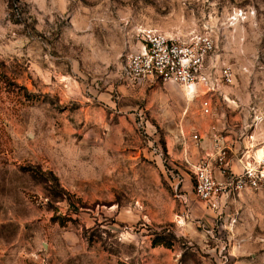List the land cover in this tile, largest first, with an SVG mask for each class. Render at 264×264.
Segmentation results:
<instances>
[{
    "label": "rangeland",
    "instance_id": "374dc122",
    "mask_svg": "<svg viewBox=\"0 0 264 264\" xmlns=\"http://www.w3.org/2000/svg\"><path fill=\"white\" fill-rule=\"evenodd\" d=\"M144 28L213 37L191 96L126 74ZM217 130L261 180L214 210ZM260 148L264 0H0V264H264Z\"/></svg>",
    "mask_w": 264,
    "mask_h": 264
},
{
    "label": "built area",
    "instance_id": "2783aa9c",
    "mask_svg": "<svg viewBox=\"0 0 264 264\" xmlns=\"http://www.w3.org/2000/svg\"><path fill=\"white\" fill-rule=\"evenodd\" d=\"M136 42L124 55V70L130 79L134 82L174 81L184 88L197 84L202 75L206 78L209 56L215 48L210 34L193 35L191 40H186L152 28L140 29ZM222 76L227 83L232 81L229 65L223 67ZM204 106L206 112H210L208 101ZM212 144L211 159L195 165V194L210 208L219 210L225 197L257 187L261 179L250 162H246L242 172L231 169L232 148L221 131L213 133Z\"/></svg>",
    "mask_w": 264,
    "mask_h": 264
},
{
    "label": "bare ground",
    "instance_id": "6f19581e",
    "mask_svg": "<svg viewBox=\"0 0 264 264\" xmlns=\"http://www.w3.org/2000/svg\"><path fill=\"white\" fill-rule=\"evenodd\" d=\"M196 89H197V84H192L191 86L184 88L188 96H191L196 91ZM263 156H264V149L260 148L256 150V157L262 158Z\"/></svg>",
    "mask_w": 264,
    "mask_h": 264
},
{
    "label": "crops",
    "instance_id": "0c3cea01",
    "mask_svg": "<svg viewBox=\"0 0 264 264\" xmlns=\"http://www.w3.org/2000/svg\"><path fill=\"white\" fill-rule=\"evenodd\" d=\"M236 264H249V263L242 261V262H236Z\"/></svg>",
    "mask_w": 264,
    "mask_h": 264
},
{
    "label": "trees",
    "instance_id": "16d2710c",
    "mask_svg": "<svg viewBox=\"0 0 264 264\" xmlns=\"http://www.w3.org/2000/svg\"><path fill=\"white\" fill-rule=\"evenodd\" d=\"M58 186V184H56ZM56 192H58L56 189H54ZM166 244H172L170 241H167Z\"/></svg>",
    "mask_w": 264,
    "mask_h": 264
}]
</instances>
